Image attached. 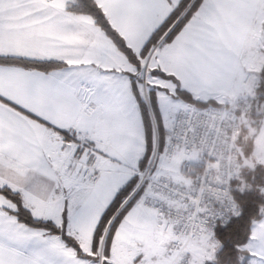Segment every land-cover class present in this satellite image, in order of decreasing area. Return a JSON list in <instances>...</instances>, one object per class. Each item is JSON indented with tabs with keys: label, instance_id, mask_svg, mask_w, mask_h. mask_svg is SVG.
Masks as SVG:
<instances>
[{
	"label": "snow or ice",
	"instance_id": "snow-or-ice-1",
	"mask_svg": "<svg viewBox=\"0 0 264 264\" xmlns=\"http://www.w3.org/2000/svg\"><path fill=\"white\" fill-rule=\"evenodd\" d=\"M0 264H264V0H0Z\"/></svg>",
	"mask_w": 264,
	"mask_h": 264
}]
</instances>
